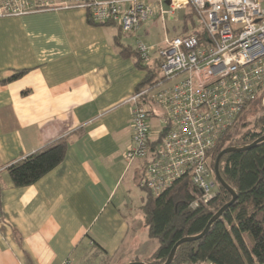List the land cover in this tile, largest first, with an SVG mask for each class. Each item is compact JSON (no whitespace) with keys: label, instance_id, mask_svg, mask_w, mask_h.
Here are the masks:
<instances>
[{"label":"crops","instance_id":"obj_1","mask_svg":"<svg viewBox=\"0 0 264 264\" xmlns=\"http://www.w3.org/2000/svg\"><path fill=\"white\" fill-rule=\"evenodd\" d=\"M169 1L160 11L148 0L152 13L129 33L93 22L82 8L0 14V264H126L157 247L141 213L145 161L127 165L124 155L129 98L154 76L156 49L182 34L189 11L170 14ZM157 21L163 38L145 43ZM138 39L153 47L151 65H138ZM147 104L154 139L165 112ZM60 138L63 160L33 184L15 186L7 166Z\"/></svg>","mask_w":264,"mask_h":264},{"label":"built area","instance_id":"obj_2","mask_svg":"<svg viewBox=\"0 0 264 264\" xmlns=\"http://www.w3.org/2000/svg\"><path fill=\"white\" fill-rule=\"evenodd\" d=\"M156 1L160 9L162 0ZM187 6L204 36L163 38L155 51L158 79L129 98L132 135L124 160L145 161L139 183L154 194L188 174L200 190L198 198L206 201L217 186L210 150L264 90V0H170L167 12ZM76 8L86 9L93 22L117 24L126 33L152 13L148 0H0V14L8 16ZM136 51L143 64L151 62L152 46L138 39ZM148 101L165 112L157 133L163 135L153 148Z\"/></svg>","mask_w":264,"mask_h":264},{"label":"trees","instance_id":"obj_3","mask_svg":"<svg viewBox=\"0 0 264 264\" xmlns=\"http://www.w3.org/2000/svg\"><path fill=\"white\" fill-rule=\"evenodd\" d=\"M188 8L180 35L195 32L202 39V29L196 28L194 23L190 28L187 23L193 16V9ZM135 52L138 65L142 66L136 49ZM22 73L16 72L6 81ZM150 73L141 83L142 86L153 82ZM246 108L210 150L212 165L222 149L247 145L264 134L263 110L255 117L251 128L241 134L238 132V128L245 126L241 117ZM162 135L163 132L150 142L152 148ZM65 150L66 140L60 138L12 162L7 166V171L13 184H33L63 160ZM218 169L222 179L235 191L236 199L211 223L202 237L178 245L169 264H264V139L248 149L223 154ZM139 181L140 188L146 191L141 206L143 221L148 236L157 241L151 256L142 261L146 264H163L179 239L199 234L213 214L231 199L228 190L217 182L216 194L210 200L190 206L200 190L192 184L188 174L181 175L157 195L141 186ZM244 233L250 235L249 245L244 240Z\"/></svg>","mask_w":264,"mask_h":264},{"label":"rangeland","instance_id":"obj_4","mask_svg":"<svg viewBox=\"0 0 264 264\" xmlns=\"http://www.w3.org/2000/svg\"><path fill=\"white\" fill-rule=\"evenodd\" d=\"M158 22V21H157ZM188 25L191 27H193L195 24H196V28H201L200 27V21L198 19V17L196 16L195 12H193V16L190 20H188ZM194 23V25H193ZM169 35L170 36H173L175 35L174 32H172L171 28L169 29ZM163 38V29L161 27V24L158 22L156 24V26H154V28H152V31L150 33V35L146 38H142V40L145 42V43H154V42H157V41H161V39ZM159 63H160V59L158 58V60H155V66H151L150 68L152 69L153 71V74H154V78H153V81L154 80H157L158 77H159V71H158V67H159ZM146 65V64H145ZM148 65V64H147ZM151 65V64H149ZM153 65V64H152ZM172 81H167L165 82V86H169V85H172ZM260 98L259 100L257 101H254L253 103H251L250 105L247 106L245 112L243 113L242 117L243 120L242 122H245V126L243 128H238V132L241 134L244 132V130H247L249 128L252 127L253 123H254V119L255 117L260 113L262 112V110L264 111V90L262 91V93L260 94V96L258 97ZM257 98V99H258ZM156 120H154V117L150 118L149 119V124L152 125L153 128H155V126L157 125V123L155 122ZM158 128V126H156ZM236 136H238L236 134ZM215 161V160H214ZM134 162V161H133ZM133 162H131L130 164H132ZM128 164V165H130ZM210 164L213 168V165H214V162H213V165H212V161H211V154H210ZM214 170V168H213ZM214 176H215V173H214ZM216 179V177H215ZM217 180V179H216ZM218 182V181H217ZM150 190V189H149ZM141 192L143 193V195L145 196L146 195V191L145 190H142L141 189ZM215 194H216V189H215ZM214 194V195H215ZM202 199V198H201ZM199 199L198 197L196 199H194L192 202H196L197 201V204L198 203H201V202H207L208 200L204 201L203 199L201 200ZM210 200V199H209ZM191 202V203H192ZM197 206V205H196ZM150 241L149 242V245H151V242H153V245L154 246H157V241L156 239L154 238H151V237H148ZM244 240L245 242L249 245L251 243V239H250V235L248 233H244ZM147 242V243H148ZM146 243V244H147ZM145 246V245H143ZM144 249V248H143ZM142 249V250H143ZM141 253V252H140ZM139 261H146V258H141V256H139ZM131 262V261H130ZM115 264H120V262H117ZM197 264H207V263H197Z\"/></svg>","mask_w":264,"mask_h":264},{"label":"water","instance_id":"obj_5","mask_svg":"<svg viewBox=\"0 0 264 264\" xmlns=\"http://www.w3.org/2000/svg\"><path fill=\"white\" fill-rule=\"evenodd\" d=\"M263 139H264V134L261 135L260 137L256 138L255 140H253L251 143H249L247 145L240 146V147H227V148L222 149L217 154V156L215 158V161H214V165H213L215 177H216L218 183L221 184L224 188H226L228 190V192L231 195V199L227 203H225L223 206H221L216 211L215 214H213V216L207 222L205 228L199 234L194 235V236H185V237H182L181 239H179L173 245V247L171 248V250H170V252H169V254H168V256H167V258H166V260H165V262L163 264H169L172 261L173 256H174V253H175V250H176V248H177L178 245H180L181 243H184V242L194 241V240H197L200 237H202L207 232V230L209 229V226L211 225V223L213 221H215L217 218H219L221 216V214L223 213V211L229 205H231L234 202V200L236 199V193H235V191L222 179V177L220 175V172H219V169H218L219 160L222 157V155L225 154V153H228L230 151H241V150L248 149V148L252 147L253 145H255L256 143L260 142ZM126 264H146V263H144L142 261H131V262H128Z\"/></svg>","mask_w":264,"mask_h":264}]
</instances>
